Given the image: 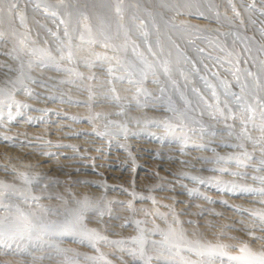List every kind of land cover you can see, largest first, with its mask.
I'll use <instances>...</instances> for the list:
<instances>
[{
	"label": "rangeland",
	"instance_id": "obj_1",
	"mask_svg": "<svg viewBox=\"0 0 264 264\" xmlns=\"http://www.w3.org/2000/svg\"><path fill=\"white\" fill-rule=\"evenodd\" d=\"M12 4L17 7L10 8ZM45 5L55 7L45 10ZM85 23L91 34L83 29ZM57 37L65 44L64 59L56 52ZM20 41L25 48L47 49L57 57L30 69L25 84L31 96L12 83L19 75L17 56L25 66L30 58L18 53ZM141 56L149 64L168 61L170 77L148 72L142 78ZM245 69L259 83L242 93L233 72L251 83ZM222 81L228 93L243 99L226 95ZM138 87L150 94L140 95L139 104L134 98ZM0 90V181L16 185L22 195L12 202L25 212L38 210L25 200L33 195L60 213L85 198L98 204L103 215L89 211L84 218L86 228L106 237L96 243L105 255L98 264H122L116 256H123V264H221L189 253V246H228L224 264H255L253 256L264 252V241L252 243L244 231H236L247 227L264 236L258 230L262 222L250 216L264 212V196L225 187L236 183L264 188L252 179L264 176L256 170L262 154L253 147L261 133L249 122L252 140L242 136V121L252 115L249 105L259 124L257 100H264V0H0ZM225 102L232 111L221 116L215 109L217 104L223 109ZM245 150L255 159L246 161L247 168L237 167L229 158ZM20 172L41 181L27 185ZM145 211L163 215L146 216ZM6 214L0 210V217ZM43 220L60 224L64 215L46 213ZM140 230L148 242L143 259L134 261L107 242L123 240L128 242L123 247L138 248L131 241ZM170 230L176 235L165 241ZM45 241L9 242L10 247L0 243V264H68L72 259L92 264L84 257L99 254L88 241L71 235H52ZM153 241L161 243L154 249ZM173 244L178 247L169 252ZM244 245L247 249L241 251ZM56 247L68 250L66 255L57 254ZM228 256L237 259L228 261Z\"/></svg>",
	"mask_w": 264,
	"mask_h": 264
},
{
	"label": "snow or ice",
	"instance_id": "obj_2",
	"mask_svg": "<svg viewBox=\"0 0 264 264\" xmlns=\"http://www.w3.org/2000/svg\"><path fill=\"white\" fill-rule=\"evenodd\" d=\"M186 6H192V5H186ZM213 5H209V8H211ZM17 5L12 4L10 5V8L15 9ZM37 8L41 7V5H36ZM45 10H47L50 7H55L52 5H45ZM249 7H254V5H249ZM116 11L117 13H120L121 9L120 6H116ZM233 11L235 12V8L233 7ZM199 15L203 16V12H199ZM51 15L55 17L57 15L56 11H52ZM235 15L239 17V13L235 12ZM83 19L86 21L88 18L83 17ZM20 22L21 24L24 23V17L21 15L20 16ZM61 23H64L63 20H61ZM79 24V22H78ZM174 27L179 28V25H173ZM185 27H192L191 25H186ZM83 29L87 31L89 34H91L92 29L88 24H83ZM64 36L68 37L69 36V30L68 27H65L64 30ZM83 38V35H81V39ZM59 40V47L56 49V52L59 53V58L64 59L63 55V49L65 47L64 41L60 40L59 37H57ZM105 39H109L108 37H105ZM20 44L22 45L18 49V53H23L24 55L30 57L28 60L27 65L25 66L22 57L19 55L17 58L21 59V64L19 68V75L17 76V79L13 81V86L19 85L21 90H24L27 92L29 96L32 95L30 91H28L27 86L25 84L26 80H30L29 76V71L30 69L35 65V66H47L48 62H55L57 57L53 55V53L47 49H41V48H36V47H31V48H25L23 47L24 42L20 41ZM105 47H109V45L106 43L104 45ZM223 51V49H221ZM247 49H245L246 51ZM133 51L135 52V47L133 48ZM149 51L151 49L149 48ZM200 51H203L201 49ZM140 56V54H137ZM155 55V54H153ZM229 56H232L233 53H228ZM237 56V63H239V54H236ZM68 59H71V53L68 55ZM217 63L220 62V58H216ZM231 62V61H229ZM141 63L143 64V67L139 68V73L142 78H146L147 73L151 72L153 75H156L157 72L162 73L165 76L170 77L171 73V68L169 67L168 61H163L159 64H149L145 62L141 56ZM117 64H120V61H117ZM123 66V65H121ZM135 67V66H132ZM208 66L205 65V68ZM64 71L68 72L71 74L73 72L72 69H64ZM192 71H197L195 68V65H193ZM239 71V70H237ZM245 71V76L246 77H251L252 81L251 83L249 82H242L241 78L239 75H237L236 72H233V75L236 77L237 83L239 84L241 88V92L243 93L246 89H250L256 85H258L259 81L258 79L254 76V74L248 70ZM109 74L111 75L114 72V68H109L108 69ZM79 75V74H77ZM181 75H184V73H181ZM215 75V74H214ZM187 79V77H185ZM119 79L123 80L124 77H119ZM201 79H204L201 77ZM111 82V81H110ZM129 83H142L143 81H133L129 79ZM157 82V81H154ZM225 86L226 90V95H232L235 97L237 101H241L243 99V96H237L235 93H228L227 88L228 85L225 82H221ZM211 87V86H210ZM114 91V90H113ZM163 91V89H161ZM3 90H0V93H2ZM144 95L148 96L150 95L145 89H142L140 87L137 88V96L134 97L136 99L137 104L140 103L139 96ZM212 96L216 97V92L215 90L212 91ZM117 101L119 100V97L116 96L114 97ZM183 99V96L181 97ZM201 99H203L201 97ZM187 103V101H185ZM257 103L260 105V123L257 124L255 123V109H253L250 105L247 109L252 115L248 116L247 121H242V124H244V129L242 131V136L246 140H252V136L249 134L248 129H247V123L251 122L252 123V128L255 131H259L261 133V137L253 141V147L254 150L258 147L259 151L262 154V158L259 160V164L261 167L256 169L257 171L264 172V100H257ZM17 107H28V105H19L17 104ZM211 108L212 105H209ZM170 110L176 113L178 110L176 108L170 107ZM225 110L227 112L231 113V109L227 107V102L224 104V108L221 109L219 107V104H217L215 112L221 116L225 114ZM11 114H9V119H11ZM166 128H171L170 124H165L164 125ZM99 135V134H98ZM240 148H243V144L239 145ZM51 155V154H49ZM219 159H224V158H219ZM229 159H233L235 161V164L237 167L240 168H247L250 165L246 163V161H252L255 159V157L248 153L246 150L242 151L239 156L236 157H231ZM7 170V169H5ZM221 171H227L226 169H221ZM15 174V173H14ZM20 179L27 185H32V184H39L41 181L40 177H30L28 176L27 173L20 172L18 173ZM231 175L234 176H247L246 172H234L231 173ZM195 179V178H194ZM253 181L259 180L261 184H264V176H253L252 177ZM200 183H205L204 180H201ZM220 181H217L215 186L219 187ZM47 187V185H45ZM227 187L228 191H234V190H239L241 192H249V193H254L258 192L259 195L264 196V188L261 189H254V188H245L242 187L239 184L232 183L231 186H225ZM18 195H22L20 190L16 187L14 183H6L4 181H0V210L4 211L7 213L5 216L0 217V243L5 244L7 246H11L9 242H14L17 243L18 245L24 242L27 243H33V242H47L45 241V237H50L52 235H71L75 237H79L81 240H86L88 243L96 249L97 253H99L96 256H85L84 259L86 261H91L92 264H98L99 261H104L105 260V255L103 253L99 252V249L96 247V243L101 240H106V237L101 236L96 230L94 229H88L84 226V218H85V213L89 211H95V212H100L101 215H103V212L100 210V206L98 204H94L91 201H89L87 198L84 200H77L75 201L76 207L72 209L65 208L63 213H60L59 208L55 207H45L39 203V201L42 199L40 196H31V197H25V200H31V202L36 206L38 209L37 211H29L25 212L22 211L21 208L12 202V198ZM189 195H193L192 192L189 193ZM51 199L52 197H48ZM57 199H62V197H56ZM143 199H150V198H143ZM204 199H208V197H204ZM153 203L155 201L153 200ZM260 203L264 204V200L260 201ZM46 213H58L64 215V220L60 224H48L45 223L43 220V216ZM145 215H157V216H162L163 214L160 213H150L145 211ZM250 216L256 217L259 221L262 223L259 225L258 230L260 232H264V212L257 213V212H252L250 213ZM137 226L141 223L140 221H137ZM191 223V221H189ZM236 231H244L246 235H248L251 238L252 243H256L258 241H264V236H257L255 233L251 230L248 229L247 227L243 229H236ZM153 235L156 234V231L153 230L152 232ZM176 234L174 231L170 230L169 235L165 236V241H167L170 237H174ZM231 239H238V237H231ZM108 243L112 244L117 248V250L121 253H126L128 256L132 257V259L138 260V259H143L145 255V249L147 245V240L145 239L144 236V231L140 230V234L137 237H134L131 241L133 245L138 246L136 247H123L126 243V241L123 240H116V241H107ZM161 242H156L153 241V247L154 249L156 248L157 244ZM198 243V242H196ZM50 247H55L54 245H50ZM178 247L177 245L173 244L171 247L168 249L169 252L172 251V248ZM228 246L222 245V244H217L215 246L208 247L206 249H201L198 247H192L189 246L186 248V251L189 253H192L198 257H208L210 261H215V260H220L221 264H224L223 258L227 254L226 253V248ZM262 248H264V245H262ZM247 249V245H244L241 247V251H245ZM57 254L59 255H66V252L68 250H62L58 247L55 248ZM158 251V249H157ZM115 255V254H113ZM152 257H149L148 259L150 260ZM159 259V254L156 257ZM116 259H119L122 261L123 264V256H116ZM234 259H237V257H232L228 256V261H232ZM253 261L255 264H264V252H262L260 255H254L253 256ZM68 264H76L75 259L69 260ZM106 264H111V261H107ZM187 264V262H185Z\"/></svg>",
	"mask_w": 264,
	"mask_h": 264
},
{
	"label": "bare ground",
	"instance_id": "obj_3",
	"mask_svg": "<svg viewBox=\"0 0 264 264\" xmlns=\"http://www.w3.org/2000/svg\"><path fill=\"white\" fill-rule=\"evenodd\" d=\"M80 167V166H79Z\"/></svg>",
	"mask_w": 264,
	"mask_h": 264
}]
</instances>
